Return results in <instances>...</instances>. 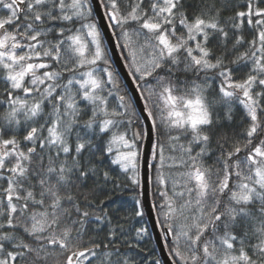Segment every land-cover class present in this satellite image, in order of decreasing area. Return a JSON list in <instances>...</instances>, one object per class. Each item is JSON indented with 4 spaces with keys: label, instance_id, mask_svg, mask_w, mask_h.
<instances>
[{
    "label": "snow or ice",
    "instance_id": "6c2138e0",
    "mask_svg": "<svg viewBox=\"0 0 264 264\" xmlns=\"http://www.w3.org/2000/svg\"><path fill=\"white\" fill-rule=\"evenodd\" d=\"M0 264H264V0H0Z\"/></svg>",
    "mask_w": 264,
    "mask_h": 264
},
{
    "label": "water",
    "instance_id": "95a60500",
    "mask_svg": "<svg viewBox=\"0 0 264 264\" xmlns=\"http://www.w3.org/2000/svg\"><path fill=\"white\" fill-rule=\"evenodd\" d=\"M154 235H155V233H154Z\"/></svg>",
    "mask_w": 264,
    "mask_h": 264
}]
</instances>
